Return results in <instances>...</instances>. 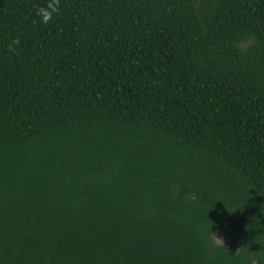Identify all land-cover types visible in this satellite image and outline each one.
<instances>
[{
	"label": "trees",
	"instance_id": "16d2710c",
	"mask_svg": "<svg viewBox=\"0 0 264 264\" xmlns=\"http://www.w3.org/2000/svg\"><path fill=\"white\" fill-rule=\"evenodd\" d=\"M0 264H264V0H0Z\"/></svg>",
	"mask_w": 264,
	"mask_h": 264
},
{
	"label": "clouds",
	"instance_id": "9594fccd",
	"mask_svg": "<svg viewBox=\"0 0 264 264\" xmlns=\"http://www.w3.org/2000/svg\"><path fill=\"white\" fill-rule=\"evenodd\" d=\"M52 11L55 12L56 11V8L53 7L52 8ZM50 19H51V12H43V22L44 23H47ZM215 239L218 240V241H220L221 244L223 243L222 240L219 239V238H217L216 236H215ZM210 242L211 243H214V241H211V238H210Z\"/></svg>",
	"mask_w": 264,
	"mask_h": 264
}]
</instances>
